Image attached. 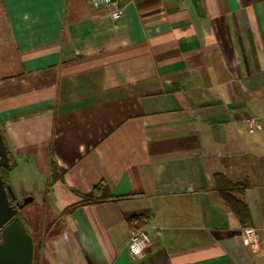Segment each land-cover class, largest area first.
Masks as SVG:
<instances>
[{
    "label": "crops",
    "instance_id": "0c3cea01",
    "mask_svg": "<svg viewBox=\"0 0 264 264\" xmlns=\"http://www.w3.org/2000/svg\"><path fill=\"white\" fill-rule=\"evenodd\" d=\"M0 131L53 195L48 264H264V0H0Z\"/></svg>",
    "mask_w": 264,
    "mask_h": 264
},
{
    "label": "rangeland",
    "instance_id": "374dc122",
    "mask_svg": "<svg viewBox=\"0 0 264 264\" xmlns=\"http://www.w3.org/2000/svg\"><path fill=\"white\" fill-rule=\"evenodd\" d=\"M7 179L16 197L19 199L33 197V201H30L21 213L29 233L34 236L37 248L40 242H45L42 253L43 258L48 262L45 252L51 236L59 228L60 219L58 211L55 212L51 207L54 206L52 193L48 196L51 204L46 203L43 189L46 180L31 167L11 170L7 174Z\"/></svg>",
    "mask_w": 264,
    "mask_h": 264
},
{
    "label": "water",
    "instance_id": "95a60500",
    "mask_svg": "<svg viewBox=\"0 0 264 264\" xmlns=\"http://www.w3.org/2000/svg\"><path fill=\"white\" fill-rule=\"evenodd\" d=\"M10 167L8 148L0 131V170ZM9 195L16 198L10 184L6 185L0 171V227L4 226L0 244V264H32L34 242L32 235L21 217L16 216L18 209L10 204ZM33 201V197H26L19 208H23Z\"/></svg>",
    "mask_w": 264,
    "mask_h": 264
},
{
    "label": "trees",
    "instance_id": "16d2710c",
    "mask_svg": "<svg viewBox=\"0 0 264 264\" xmlns=\"http://www.w3.org/2000/svg\"><path fill=\"white\" fill-rule=\"evenodd\" d=\"M51 169L53 172H56V165L54 162H52L51 164ZM12 170V167L5 169V176L7 177V174ZM8 182V181H7ZM9 183V182H8ZM238 186L235 185H225L221 188H219L220 190V194L221 196L224 198L225 202L227 203V205L239 216V218H241V220L243 221V224H246V218L249 217V211L247 209V207L240 203V201H237L234 199V197H232L230 195V190L232 189H237ZM106 185L104 183H100L99 185H97L90 193H86V194H82V201L79 204H85V203H92V202H99L102 201L104 199H106L107 197H109V193H106ZM79 204L70 206L67 210H65L66 212H71L75 207L79 206ZM142 219L141 216H133L129 219V222L131 223H135L136 224V229L138 228H142L143 224L140 222ZM45 246V242H40L38 245V257H37V264H48V262L45 261V259L43 258V247Z\"/></svg>",
    "mask_w": 264,
    "mask_h": 264
},
{
    "label": "built area",
    "instance_id": "2783aa9c",
    "mask_svg": "<svg viewBox=\"0 0 264 264\" xmlns=\"http://www.w3.org/2000/svg\"><path fill=\"white\" fill-rule=\"evenodd\" d=\"M90 3L93 7H115L117 5V0H90ZM249 128L251 130L255 127V121L250 119ZM245 242L252 247H255L257 244V234L254 228H246L244 234ZM151 243L150 236L144 228L133 229L129 239V249L135 257H139L144 254L146 249Z\"/></svg>",
    "mask_w": 264,
    "mask_h": 264
},
{
    "label": "flooded vegetation",
    "instance_id": "af4514ba",
    "mask_svg": "<svg viewBox=\"0 0 264 264\" xmlns=\"http://www.w3.org/2000/svg\"><path fill=\"white\" fill-rule=\"evenodd\" d=\"M5 169H7L6 167H2L1 168V174H2V177L3 179L5 180L6 182V185H9V183L7 182L8 179L7 177L5 176ZM16 196V195H15ZM9 199H10V204L14 207V208H17L18 209V212L16 214V216H19L22 218V220L24 221V218L22 217V211L23 209L27 206H24L23 208H19V204L23 202L24 200V197L22 199H19L18 197L16 198H13L11 195H9ZM25 223V221H24ZM26 225V224H25ZM5 225L0 227V244L2 243L3 241V237H2V232H3V229H4ZM28 229V228H27ZM29 232V230H28ZM32 235V234H31ZM32 238H33V242H34V254H33V260H32V264H37V246H36V242H35V239H34V236L32 235Z\"/></svg>",
    "mask_w": 264,
    "mask_h": 264
}]
</instances>
